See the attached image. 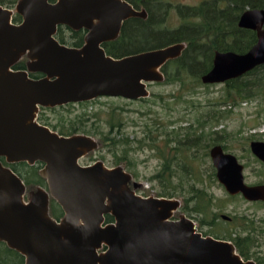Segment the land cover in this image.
<instances>
[{"label":"water","instance_id":"95a60500","mask_svg":"<svg viewBox=\"0 0 264 264\" xmlns=\"http://www.w3.org/2000/svg\"><path fill=\"white\" fill-rule=\"evenodd\" d=\"M15 13L20 24L13 23ZM131 18L146 20L148 13L126 0H19L15 11L0 6V159L41 163L48 186L29 192L26 201L23 180L0 161V244L23 255L25 264H255L244 261L232 242L204 236L187 216L174 220L179 200L137 195L122 166L81 165L99 148L93 137H66L38 122L41 107L150 97L149 85L164 81L163 66L186 45L108 56L103 45L116 40ZM60 26L86 31L84 45H62ZM238 26L254 31L257 43L246 53L217 51L203 84H224L264 65V9L245 11ZM23 57L26 69L14 70ZM250 147L264 162V142ZM210 157L230 196L264 202V185L246 183L236 155L216 145ZM51 199L64 212L60 221L50 216ZM108 215L113 223L106 224Z\"/></svg>","mask_w":264,"mask_h":264},{"label":"trees","instance_id":"16d2710c","mask_svg":"<svg viewBox=\"0 0 264 264\" xmlns=\"http://www.w3.org/2000/svg\"><path fill=\"white\" fill-rule=\"evenodd\" d=\"M19 0H0V6H14ZM58 0H50L55 3ZM137 10L145 9L148 13L146 20L141 18H131L127 20L123 27L120 36L103 45L108 56L115 59H121L130 55L138 54L145 51L156 50L170 45L185 43L186 48L183 54L169 61L162 68L164 73L165 84L179 85L180 92L184 91L188 86L193 90L198 87H203L202 77L211 71L213 68L214 57L217 51L227 52L234 51L237 53L248 52L256 43L257 35L254 31L241 29L238 26L241 15L247 9H264V0H238L242 5L229 6L228 0H202L197 6H183L181 4L174 5L171 0H126ZM230 4V3H229ZM143 7V8H142ZM174 8L178 13L181 24L176 28H169L166 25V18L169 16L171 9ZM10 9V8H8ZM157 13H162V18L157 16ZM22 17L15 13L13 17L14 24H20ZM67 29L71 33L70 43L66 39L63 31ZM86 31H73L65 26H60L56 34V39L62 44L69 47L80 48L83 46L86 36ZM251 36V43L248 47H241L246 34ZM71 44V45H70ZM27 59L17 63L14 70L26 69ZM251 77V80L245 78ZM162 83V82H159ZM225 93L217 102L216 107L223 105L236 106L239 103L256 99L264 98V65L257 67L241 78L230 80L224 83ZM210 87L211 85H205ZM183 96H180L182 99ZM94 101V100H93ZM147 103L149 99L139 100ZM91 102V101H90ZM89 102L79 103V106L88 105ZM170 108V103L166 102ZM74 104H68L56 108H40L38 114V122L41 125L49 127L52 131L66 137L75 135H87L91 137L97 136L99 147L105 146L113 150L116 155V163L120 165L123 160L128 158V138L124 136V124L114 112L106 122L107 130H101V126L95 129L89 128L85 122L91 117V112L84 113L77 119L60 118L55 124L51 122L49 117L44 116L45 111H55L57 109H69ZM216 110V109H215ZM216 112V113H215ZM218 120L224 116V112L214 111ZM95 116V115H94ZM161 123L159 118L155 119L152 127H147L144 132V137L141 140H136L142 148L147 147L155 153L158 158H162V169L152 178L159 182L161 190L158 192L157 198H182L187 208L195 214L202 216V221L205 223L208 219L209 227H212L218 218V214L213 207L215 199L207 193L199 169L193 164L198 160L195 150L198 146L205 148V156L210 155V148L216 146L215 141L209 144L206 139L210 137L204 132L199 134L196 131H186L180 133H166L160 131ZM164 137L163 144L160 137ZM96 139V138H94ZM207 144H204L206 143ZM227 152L226 147L222 146ZM122 148V149H121ZM11 169L23 180L27 188V193L36 190L37 188L47 189L46 180L40 175L43 168L41 163L29 165L28 163H14L8 165ZM118 167V166H117ZM210 179L213 182L218 181L216 169L212 165L210 167ZM131 174V173H130ZM132 175V174H131ZM133 177V175H132ZM135 177L136 174H135ZM134 178V177H133ZM179 179L180 184H175L174 181ZM201 185V186H200ZM232 197V196H231ZM236 197V196H235ZM27 199V197H26ZM187 212V211H186ZM50 216L56 220H61L64 217V212L59 204L51 199L49 206ZM231 218V217H230ZM242 223L238 226L242 230L237 231V227L232 228L229 232L228 240L220 239L212 232L206 233L207 236H213L219 240L232 242L238 253L245 260L258 259L255 256L256 252L252 253L254 247H259L260 239L264 237V228H261L255 220L242 218ZM238 217H232L228 223L229 226L236 225ZM114 218L111 215L106 216V223H113ZM264 264L263 262H260ZM0 264H25V258L19 252L9 248L5 243L0 244Z\"/></svg>","mask_w":264,"mask_h":264},{"label":"rangeland","instance_id":"374dc122","mask_svg":"<svg viewBox=\"0 0 264 264\" xmlns=\"http://www.w3.org/2000/svg\"><path fill=\"white\" fill-rule=\"evenodd\" d=\"M201 1L171 0L174 5L181 4L183 6H197ZM228 2L230 4H226L231 7L236 6V3H238V6L242 5L238 0H228ZM4 7L15 11L16 5ZM157 16L163 17L162 13H157ZM166 20V25L169 28H176L181 24L180 17L174 8L171 9ZM63 33L70 43L71 33L67 29ZM250 43L251 36L249 33L246 34L240 46L245 48ZM24 58L26 57L22 59L24 60ZM245 79L251 80L252 78L246 77ZM225 87L224 84L211 85L210 87L204 85L193 90L187 86L184 91L180 92L179 85L165 84L164 82L153 83L149 85L150 97L147 98L149 99L147 103L129 101L122 98L104 97L91 101L85 106L74 104L69 109L45 111L44 116L49 117L51 122L55 124L60 118H64V120L77 119L86 110L91 112L90 119L85 122L87 126L92 129L101 126V130L106 131V122L115 112L125 126L123 132L124 136L128 138V158L123 160L120 165H117L115 164L116 155H120V153H113V150L109 147L100 146L84 157L80 163L83 166H87L97 161H102L108 168L122 166L126 172L131 173L134 177L130 183L131 189L135 190L137 195L144 198H157L161 187L159 182L152 178L162 169L163 160L162 158H158L147 147H140L136 140H141L144 137V132L147 129L146 126L152 127L156 118H159V122L161 123L159 129L164 134L171 132L183 134L192 128V131L195 130L197 134L204 132V134L209 135L210 137L206 139L209 144L215 141L218 143L217 145L226 147L227 152L236 155L245 164V180L247 184L252 185L264 179V175H259L260 172L264 173V166L254 161L250 150L252 135L264 134V98L258 97L252 99L250 97V100L246 102L241 101V103L234 107L230 105L216 107L217 102L225 93ZM181 95L183 96L182 99H180ZM175 100L177 103H170L169 108L166 102H174ZM215 109L219 112H224V116L218 120L216 117H213L216 113H214ZM158 136L161 140L159 145H162L164 137L159 135V131ZM94 138L98 139L97 136ZM204 144H207V142ZM205 148H207V145ZM205 148L204 146L197 147L194 153H196L198 160L193 166L199 169L204 179L203 187L215 199L217 206H214L213 209L218 214V218L214 225L209 227L205 224H208L210 216L205 217L206 222L204 223L202 216L190 210L192 206L190 205V209L187 208L185 211L181 209L176 213L174 219H179L180 214H185L196 223L198 231L203 234L212 232L218 238L226 240L229 239L228 234L232 228L237 227V231L239 232L242 230L241 227H238L242 223V218L253 219L259 223L261 228H264V203L248 202L242 196L231 197L218 181L213 182L209 178L211 173L210 167L213 164L210 155L208 157L205 156ZM135 174L137 177H135ZM179 182V179L174 181L175 184ZM134 183H137V185L134 186ZM174 199L179 200L182 203V207L185 208L182 198ZM224 215L231 218L234 216L238 217L237 224L229 226L222 219ZM252 251L256 252V254H258L257 252H261V256L264 258V237L260 239L259 247H254Z\"/></svg>","mask_w":264,"mask_h":264},{"label":"flooded vegetation","instance_id":"af4514ba","mask_svg":"<svg viewBox=\"0 0 264 264\" xmlns=\"http://www.w3.org/2000/svg\"><path fill=\"white\" fill-rule=\"evenodd\" d=\"M86 33V32H85ZM84 43H85V41H84ZM84 45V44H83ZM24 59H27V58H24ZM23 60V59H22ZM21 60V61H22ZM27 62H28V59H27ZM23 70H25V69H23ZM30 77L32 78V79H34V80H38V79H40V78H42L43 76L41 75V74H30ZM253 142H264V134H253L252 135V142L251 143H253ZM251 145V144H250ZM250 150H251V147H250ZM251 153H252V155H253V158H254V161L256 162V163H258L259 165H261V166H264V162H262V161H260L254 154H253V152L251 151ZM238 158V157H237ZM239 159V158H238ZM0 161L2 162V164L5 166V167H9V168H11L10 166H8V165H10V164H8L7 162H6V160L5 159H3V158H1L0 159ZM240 162H241V160H239ZM242 163V162H241ZM243 165H244V167H245V169H246V166H245V164L244 163H242ZM245 172V171H244ZM259 175L260 176H263L264 175V173H262V172H260L259 173ZM248 185H251V184H248ZM258 185H264V179H261L260 181H258V182H255V184H252V186H258ZM238 196H241V195H238ZM255 203H258V202H255ZM261 203H264V202H261ZM182 209V203H181V208H180V210ZM179 210V211H180ZM178 211V212H179ZM178 212H176V213H178ZM175 213V214H176ZM180 215H185V214H180ZM179 215V216H180ZM186 216V215H185ZM175 217V216H174ZM180 218V217H179ZM189 218V217H188ZM174 219V218H173ZM223 219V218H222ZM231 218L229 217V220H230ZM174 220H178V219H174ZM223 220H225V219H223ZM229 220H225L226 222H229ZM57 221H60V220H57ZM200 232V231H199ZM202 233V232H201ZM203 234V233H202ZM204 236H207V235H205V234H203ZM210 237H213V236H210ZM214 238V237H213ZM216 239V238H215ZM219 240V239H218ZM235 246V245H234ZM236 251H237V249H236ZM254 251H252V253H253ZM237 253H238V251H237ZM258 254H255V256H257V260L256 259H252V260H245L239 253V255L242 257V259L244 260V261H253L255 264H262V263H260V262H263L264 261V258L261 256L262 255V253L261 252H257Z\"/></svg>","mask_w":264,"mask_h":264},{"label":"bare ground","instance_id":"6f19581e","mask_svg":"<svg viewBox=\"0 0 264 264\" xmlns=\"http://www.w3.org/2000/svg\"><path fill=\"white\" fill-rule=\"evenodd\" d=\"M185 44V43H184ZM186 45V44H185Z\"/></svg>","mask_w":264,"mask_h":264},{"label":"built area","instance_id":"2783aa9c","mask_svg":"<svg viewBox=\"0 0 264 264\" xmlns=\"http://www.w3.org/2000/svg\"><path fill=\"white\" fill-rule=\"evenodd\" d=\"M103 251V250H102Z\"/></svg>","mask_w":264,"mask_h":264}]
</instances>
